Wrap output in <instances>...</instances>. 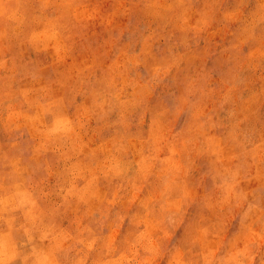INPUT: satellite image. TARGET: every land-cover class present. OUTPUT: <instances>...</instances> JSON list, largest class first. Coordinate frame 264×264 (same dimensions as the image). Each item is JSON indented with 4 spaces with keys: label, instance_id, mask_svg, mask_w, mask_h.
<instances>
[{
    "label": "clouds",
    "instance_id": "1",
    "mask_svg": "<svg viewBox=\"0 0 264 264\" xmlns=\"http://www.w3.org/2000/svg\"><path fill=\"white\" fill-rule=\"evenodd\" d=\"M0 264H264V0H0Z\"/></svg>",
    "mask_w": 264,
    "mask_h": 264
}]
</instances>
